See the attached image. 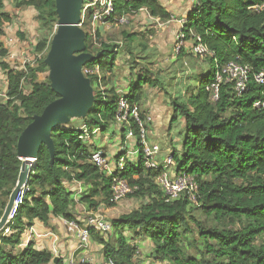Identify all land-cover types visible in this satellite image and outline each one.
Wrapping results in <instances>:
<instances>
[{"label":"trees","instance_id":"1","mask_svg":"<svg viewBox=\"0 0 264 264\" xmlns=\"http://www.w3.org/2000/svg\"><path fill=\"white\" fill-rule=\"evenodd\" d=\"M16 11L32 7L36 21L50 36L39 39L33 54L38 58L24 67H13L10 51L0 41V71L6 76L7 100H0V195L2 210L15 189L22 160L18 156V140L34 116L58 95L50 86L44 60L50 49L58 17L55 0H11ZM113 16L130 17L147 10L161 21L172 19L160 0H113ZM6 0H0V36L10 26L16 14L6 10ZM115 21V20H112ZM186 40L196 43V37L208 49V72L199 81L196 92L186 102L172 100L173 119L185 120L186 135L181 149L174 152L177 172H187L198 186V210L216 223L205 227L191 213L194 203L187 194L167 202L166 194L156 184L158 170H148L140 155L136 162H127L122 177L133 189L128 195L141 199L142 206L129 214L111 220L113 233L105 239L92 233V240L103 246L104 258L112 264H134L138 250L135 242L146 238L152 243L154 259L169 264H264V85L252 81L248 90L238 95L233 84H223L217 101L208 87L214 82L219 67L230 62L250 66L254 73L264 72V0H197L181 29ZM99 35V34H98ZM23 37V36H22ZM133 42L135 36L125 35ZM89 40V38H88ZM86 43V51L100 54V59L85 67L99 66L110 82L116 66L117 46L103 45L94 52ZM128 57L133 63L132 51ZM132 68H136L132 65ZM132 74L127 99L131 106L141 102L143 81L148 74ZM95 85L96 77H89ZM108 78V79H107ZM29 88L24 92V86ZM95 104L83 124L90 132H108L116 124L118 94L106 84L104 92L94 88ZM77 121V120H76ZM73 121L57 128L52 138L56 152L54 162L48 148L42 146L29 181V191L17 216L8 224L11 233L0 232V264H50V252L38 250L33 244L21 247L23 234L36 220L48 225L52 217L77 222L76 202L67 183L78 181L88 185L81 198L91 209L114 207L111 203V176L91 161L93 151L81 137L83 131ZM138 135V127L132 126ZM124 139V138H123ZM102 149V148H101ZM192 223L197 227L192 228ZM238 227V230L235 229ZM128 233L130 236H128ZM194 233L195 251L191 254L186 242ZM201 242L202 248L196 246ZM190 251V252H189Z\"/></svg>","mask_w":264,"mask_h":264},{"label":"rangeland","instance_id":"2","mask_svg":"<svg viewBox=\"0 0 264 264\" xmlns=\"http://www.w3.org/2000/svg\"><path fill=\"white\" fill-rule=\"evenodd\" d=\"M7 5H10V3L7 2ZM138 14L127 17L126 23L114 21L102 25L97 37L91 36V28L89 25L85 24L82 28L89 35L88 43L94 52L102 49V46L105 44L119 47L116 66L111 75V78H114L116 84H128L131 72H134V74H142L148 70L149 74L146 73L148 74V77L144 79L142 85L143 97L141 102L137 104V108L142 116L148 117L149 111H147L148 108L146 106L152 107L153 104L158 106V109H155V113L153 114V124H155L156 127L151 124L148 127V132L151 141L160 146L161 153L158 157L159 162L163 164L166 158L174 157V152L182 146L186 135L185 120L180 116L173 119L174 108L172 107L171 102L172 100L186 102L189 97L196 92L201 77L208 72L209 65L206 56H195L193 53L194 45L191 46V50L189 51H185L186 47H184L180 50L179 55L176 56V36L175 41L174 39L172 40L173 34H167V39L165 38L167 43H162L161 47L160 27L157 24L146 23L145 21L148 18L146 15L144 19L145 24L141 26L143 19H138ZM143 27L144 31L140 32V29ZM128 34L135 36L133 42L125 39L124 36H127ZM141 34H145V36L142 37ZM37 35H39L40 39H45L50 36V32L46 29L40 28L38 25L35 38ZM165 39H161V41L165 42ZM143 45H145V47H143ZM157 45L162 50H158ZM164 48L166 49V52ZM129 51L134 53L135 57H137L135 60L139 63L132 64L133 60L128 57ZM186 52L188 53L186 54ZM94 55L96 54L94 53ZM34 59L35 55H33V53H28L22 58V61L16 59L11 62L10 60L8 61L13 67H23L26 62L33 63ZM132 65L136 68H132ZM47 77L48 72L41 75V80H45ZM0 82L2 85L6 82L5 75L1 71ZM5 88V86L1 88L4 94L6 93ZM28 91L29 88L25 85L24 92ZM81 121L82 120H74L71 125L74 126L75 122H78L77 124L81 125L83 123ZM111 136L112 135L109 133L105 134L104 137H107L106 143L111 142ZM110 149L115 148L112 147ZM112 154H114V152ZM177 168L178 165L174 161L170 171L172 178L176 176ZM192 202L194 203L193 205L195 206V209L191 213V216L195 217L197 221L203 222L205 227L216 226V223L213 220L207 219L202 212L197 209L199 205L198 200L193 199ZM142 204L143 201L141 199L127 196L114 207H105L106 209H110L109 213H105V216L110 220L116 219L124 214H129L134 210L139 209ZM192 228L195 231L197 229L194 223H192ZM235 229L238 230V227H235ZM128 236H130L129 233ZM195 240H198L196 233L191 235L186 242V245L188 244L190 247L191 254L195 253L193 250L195 248ZM263 242L264 237H261L258 239L257 245H261ZM135 244L137 245L138 250L134 264H169L168 261L157 262L154 259L152 253L153 246L148 239H138ZM196 246L202 248L201 242L198 241Z\"/></svg>","mask_w":264,"mask_h":264},{"label":"built area","instance_id":"3","mask_svg":"<svg viewBox=\"0 0 264 264\" xmlns=\"http://www.w3.org/2000/svg\"><path fill=\"white\" fill-rule=\"evenodd\" d=\"M145 10V9H144ZM114 2L113 0H85L82 7V23L81 27L85 24L91 28V36L97 37L100 28L109 22L126 23L127 17L117 18L113 16ZM186 20L181 22V29L183 28ZM179 30L176 35L175 52L176 56L179 55L180 50L185 47L187 42L186 34ZM88 35V34H87ZM89 38V35H88ZM13 44V39L5 40V46L9 49ZM115 52L118 54L119 50ZM193 53L197 57H205L209 54L208 49L200 42L199 37H196V43L193 46ZM40 58V56L38 57ZM35 58L34 62L38 59ZM30 63V62H29ZM28 64L26 62L23 67ZM83 73L86 77H96L95 85L93 88L104 92L106 88V81L104 74H102L99 66L84 67ZM255 81L260 85H264V72L254 73L250 66L241 65L238 62H230L225 66L219 67L214 82L208 87L212 95V99L217 101L219 99L220 88L223 84H233L234 90L238 95H242L248 90L249 84ZM118 111L116 115V125L121 128L122 135L125 143L119 154L120 158L116 161L111 160L106 154L105 150L97 149L91 154L90 161L97 166L102 172L108 176L113 177L111 182V203H119L125 197L133 193L132 187L126 179L122 177V171L126 166V162L136 156H142L145 167L148 170H158L159 175L156 177L155 182L160 189L166 194L167 202L179 198L182 194H187L191 201L198 200L199 186L194 177L187 172L176 173L172 178L170 173L171 167L174 163V158L168 157L164 163L159 162V154L161 153L160 146L151 141L149 138L148 127L152 123V116H142L138 111L137 105L131 106L127 99V94L118 95ZM6 93L4 94L0 88V100H7ZM256 108L264 107V102L258 101L255 103ZM138 127V135L135 134L132 126ZM83 136L81 137L86 143L94 134L100 133L99 128L90 132L86 126L81 128ZM29 191V187H25L18 196L15 203V208L10 216V222L15 219L19 207L23 204L24 197ZM9 222V223H10ZM72 223V222H70ZM75 223V222H74ZM4 234L11 233L10 228L7 226ZM96 232L105 239H108L113 233V224L101 210L87 211L84 218L83 226L79 229L77 235V250L85 252L89 250L92 242V233ZM28 240L21 244V247H27ZM89 257L74 258L69 257L66 262L58 264H90ZM54 264V263H50ZM109 264H112L110 262Z\"/></svg>","mask_w":264,"mask_h":264},{"label":"water","instance_id":"4","mask_svg":"<svg viewBox=\"0 0 264 264\" xmlns=\"http://www.w3.org/2000/svg\"><path fill=\"white\" fill-rule=\"evenodd\" d=\"M84 1L55 0L58 22L44 63L49 69L50 86L58 99L42 114L34 116L19 137L17 150L22 167L0 219V232L8 226L19 194L29 186L42 146L48 148L53 163L56 152L53 132L74 120L85 119L95 104L92 81L85 76L83 68L97 62L101 55L86 51L88 35L81 27ZM54 263L58 264V259Z\"/></svg>","mask_w":264,"mask_h":264},{"label":"crops","instance_id":"5","mask_svg":"<svg viewBox=\"0 0 264 264\" xmlns=\"http://www.w3.org/2000/svg\"><path fill=\"white\" fill-rule=\"evenodd\" d=\"M197 0H160L161 4L165 7V9L171 14L172 19L169 21H161L158 18L151 17L147 10H142L138 15V19H143V26L146 23L157 24L160 27V38L167 39V34H173L172 40L175 41V36L181 29V22L183 20H187L188 14L191 9L194 7ZM10 5L6 4V10L12 14H16V17L13 23L5 28L6 35L0 36V41L5 43L6 39H13V44L9 48L10 62L14 59L22 61V58L26 56L28 53H33L34 46L37 44L39 35L36 36V30H38V23L36 21L37 12L34 8H24L19 11H16L13 7L11 0H6ZM148 17L144 22L146 16ZM144 31V27L140 29V32ZM8 35V36H7ZM23 36V37H22ZM142 37L145 34H141ZM8 37V38H7ZM138 37V36H136ZM35 38V39H33ZM160 44L162 47V43H167L161 41ZM173 41V43H174ZM193 42L187 41L185 45V51L191 50V46ZM145 47V45H143ZM158 50H162L157 45ZM119 50V47H118ZM165 52L166 49L164 48ZM26 52V53H25ZM188 52H186L187 54ZM25 55V56H24ZM34 55V54H33ZM129 59V58H128ZM132 74L134 72H131ZM130 73V80L132 79V75ZM109 74H104V77H108ZM129 76V75H128ZM41 79V75H40ZM108 79V78H107ZM129 80V83H130ZM6 81V76H5ZM109 83V86H113L116 88V92L118 95L127 94L129 91V83L128 84H116L114 78ZM7 86L5 82L3 85L0 82V88ZM6 89V88H5ZM147 111H149V115L152 116V123H154V113L155 109H158L156 104H153L152 107H148ZM82 122V121H81ZM74 123V126L81 129L85 126L83 123L77 124ZM77 124V125H76ZM150 124V125H151ZM149 125V126H150ZM155 126V124H153ZM156 127V126H155ZM111 134V142L106 143L107 137H104L105 134ZM93 138V139H92ZM121 128H119L116 124H114L111 129L106 133H97L90 137L87 143L89 145H94L99 149L105 150L106 154L109 156L111 160H118L120 158L119 154L122 150V146H124L125 140L123 139ZM92 139V140H91ZM115 139V140H112ZM115 149H110V148ZM175 148V147H174ZM181 149V147L179 148ZM176 149V150H179ZM116 151V152H115ZM114 152V154H112ZM139 156H136L132 159H129L127 162H136ZM126 162V164H127ZM67 187L73 193L75 202H76V214H77V222L70 223L63 218H55L52 217L49 221V224L46 225L41 221L36 220L34 225L28 229L22 237V242L25 243L28 240L29 244H33L34 248L38 250H45L51 253L53 257L52 263H54L55 259H58V263L66 262L69 260V257L73 256L74 258H83L86 255L89 257L90 264H109L105 262L103 246L97 244L92 240L91 245L88 251L81 252L77 250V235L79 229L83 226L84 218L87 215V211L94 210L91 209L90 206L81 201V198L86 195L88 192V185L84 182L73 181L67 183ZM3 198L0 195V219L4 211L2 210ZM98 210H101L104 214L109 213L110 209H106L103 204L100 205ZM110 220V219H109ZM113 220V219H112ZM55 264V263H54Z\"/></svg>","mask_w":264,"mask_h":264}]
</instances>
